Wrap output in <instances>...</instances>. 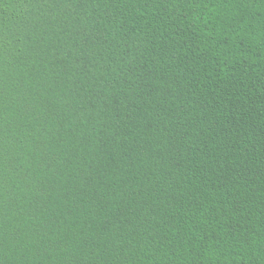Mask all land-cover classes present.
Wrapping results in <instances>:
<instances>
[{
  "label": "trees",
  "instance_id": "trees-1",
  "mask_svg": "<svg viewBox=\"0 0 264 264\" xmlns=\"http://www.w3.org/2000/svg\"><path fill=\"white\" fill-rule=\"evenodd\" d=\"M0 264H264V0H0Z\"/></svg>",
  "mask_w": 264,
  "mask_h": 264
}]
</instances>
